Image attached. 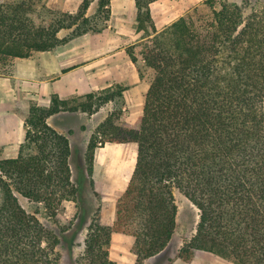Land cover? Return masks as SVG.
Returning a JSON list of instances; mask_svg holds the SVG:
<instances>
[{
  "label": "trees",
  "instance_id": "16d2710c",
  "mask_svg": "<svg viewBox=\"0 0 264 264\" xmlns=\"http://www.w3.org/2000/svg\"><path fill=\"white\" fill-rule=\"evenodd\" d=\"M93 1L82 0L75 13L49 9L42 0L0 3V61L100 32L111 0H97L87 15ZM134 1L142 33L126 51L147 84L142 114L131 127L120 110L109 113L85 152L91 175L97 146L136 145L112 224L100 223V206L86 212L83 185L72 178L69 139L48 118L60 111L91 114L109 102L122 107L124 87L112 84L86 93L84 102L72 98V105L52 94L48 107L30 104L16 157L0 158V264H60L53 250L58 240L52 248L42 245L46 230L19 196L44 204L52 216L63 201L75 203L79 223L71 234L89 220L78 264H115L108 251L114 232L133 238L135 264H143L171 240L174 189L198 210L195 233L176 258L190 261L201 250L235 264H264V9L244 14L240 5L223 1L207 19L180 16L158 30L149 10L153 0Z\"/></svg>",
  "mask_w": 264,
  "mask_h": 264
},
{
  "label": "rangeland",
  "instance_id": "374dc122",
  "mask_svg": "<svg viewBox=\"0 0 264 264\" xmlns=\"http://www.w3.org/2000/svg\"><path fill=\"white\" fill-rule=\"evenodd\" d=\"M15 0H0V3H12ZM82 0H42V4L49 9L56 11H66L75 13ZM234 3L243 8L244 14L251 11L264 9V0H153L149 4L150 15L156 28L160 30L170 24L180 16L192 15L193 18L207 19L211 15V8H218L223 2ZM94 0L87 10V15L94 14L96 10ZM40 5L37 6V9ZM110 16L106 21V26L100 32H89L82 34L73 43V57L69 60L68 66L62 72L69 71L63 78L64 84H94L92 92H99L115 83H120L124 87V105L118 106L114 102L103 104L91 114L81 113L80 116L74 112L66 114L67 128H72L70 148V167L74 181H80L83 185V206L86 212L93 213L100 206L102 199H112L120 190L113 186L103 184L98 189L93 185L89 186V177L85 163V152L88 140L95 129L100 125L106 116L111 112H118L121 121L131 127H137L142 114V106L147 84L140 80L136 67L127 55L126 49L135 44L142 31L136 29V7L134 0H111L109 4ZM66 31H60L59 36H64ZM75 37V38H77ZM81 38V39H80ZM64 53L67 49H63ZM83 50V51H82ZM9 60V59H8ZM8 61L0 62V67L5 66ZM56 71L52 67V81L57 79ZM85 93L74 92L66 100L72 105V98H77L78 102H84ZM264 112V100L262 101ZM98 111V112H97ZM52 121V117L51 120ZM115 144V143H113ZM113 151L115 160L121 156V160L131 162L135 154V144L118 145ZM127 167L124 166L126 172ZM86 175V177H85ZM93 181V180H92ZM122 182V181H121ZM125 183V182H122ZM120 189V188H119ZM174 198L178 208L176 216L175 234L167 250L156 258L149 259L145 264H235L223 259L216 254L206 251H195L190 261L176 258L179 248L187 242L195 233L198 221V210L191 202L177 189H174ZM20 204L26 211L34 213L46 230V237L43 246L52 248L55 239L58 243L53 246L54 253L59 256L60 264H78L77 258L82 253L83 240L87 232L89 220H85L78 233L71 234L73 227L79 223V219H73L76 213L73 201H63L58 206L56 214L45 209L44 204L35 203L19 196ZM197 212V213H196ZM81 214V211L80 213ZM61 230H64L61 233Z\"/></svg>",
  "mask_w": 264,
  "mask_h": 264
},
{
  "label": "crops",
  "instance_id": "0c3cea01",
  "mask_svg": "<svg viewBox=\"0 0 264 264\" xmlns=\"http://www.w3.org/2000/svg\"><path fill=\"white\" fill-rule=\"evenodd\" d=\"M78 39L79 37L73 38L50 51L33 52L27 58L16 57L0 61H8L5 66L9 68L8 71L4 72L6 69L4 65L0 67V158L16 157L19 145L25 136L24 121L29 113L31 103L48 107L52 94L58 95L60 99H67L74 92L86 94L95 89L94 84H64L63 78L69 71L63 73L62 69L69 67L68 63L73 54L68 53V50L72 52V45ZM62 47L67 49L65 53L64 50H60ZM52 67L56 70L53 73L58 74V78L54 82L52 81ZM67 113L68 111H60L53 114L48 118V123L60 133L67 135L70 148H72L74 144L71 143L70 136H72V130L75 129L67 128L65 121L68 117L66 116ZM74 113L80 116L83 112ZM51 117L52 121H50ZM124 144L130 143L113 144L105 142L94 150L91 172L94 185L98 189L99 186L107 184L109 187L113 186L116 190L121 191L113 196L111 200L107 197L102 199L99 211V221L102 225L112 224L115 215V202L125 189L134 168L136 149L130 163L122 161L121 156L117 160L113 159L115 157L112 153L118 148L116 146ZM124 166L127 167L126 172ZM174 234L175 230L169 244ZM132 242L133 238L130 236L116 232L112 233L108 249L109 258L115 264H135L136 257L131 252ZM168 246L163 252L167 250ZM162 253L145 259L143 264Z\"/></svg>",
  "mask_w": 264,
  "mask_h": 264
}]
</instances>
